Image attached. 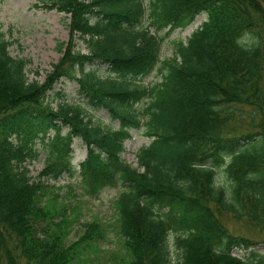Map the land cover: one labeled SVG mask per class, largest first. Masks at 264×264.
<instances>
[{
    "label": "trees",
    "instance_id": "16d2710c",
    "mask_svg": "<svg viewBox=\"0 0 264 264\" xmlns=\"http://www.w3.org/2000/svg\"><path fill=\"white\" fill-rule=\"evenodd\" d=\"M40 1L70 18L71 40L45 83L29 82L28 63L10 55L0 24V264H87L106 240L105 227L87 223L68 244L73 209L59 204L50 184L73 177L77 139L87 147L86 193L124 189L117 202L124 264H263L258 242L226 220L264 240V0ZM200 16L206 21L178 45L177 57L162 62L165 38ZM76 39L88 53L75 50ZM97 65L108 70L105 78ZM157 69L166 70L160 84H134ZM63 78L76 80L86 106L108 112L119 127L105 130L79 110L52 108L47 95ZM142 128L152 142L135 169L122 155ZM37 141L49 162L33 178ZM220 168L231 192L218 185Z\"/></svg>",
    "mask_w": 264,
    "mask_h": 264
},
{
    "label": "rangeland",
    "instance_id": "374dc122",
    "mask_svg": "<svg viewBox=\"0 0 264 264\" xmlns=\"http://www.w3.org/2000/svg\"><path fill=\"white\" fill-rule=\"evenodd\" d=\"M149 4V0H144ZM40 0H0V24L6 39L11 43L10 55L15 59L27 61L26 73L29 82L45 83L48 76L54 71V67L63 57L65 48L62 44H69L70 18L56 11L44 9ZM206 21L204 16H200L196 21L184 30H176L165 38L161 48V61H169L177 57L178 45L186 44L194 32H196ZM154 32V30H151ZM166 32L158 34L165 37ZM75 50L81 53H88V49L83 41L76 39ZM67 46V45H66ZM63 50V51H62ZM164 64V63H163ZM163 66V65H162ZM102 78L108 74V70L97 65ZM163 68V67H162ZM166 70L160 73L155 70L149 77L136 82V85H143L151 88L163 82ZM78 78L80 76L78 75ZM79 85L76 80L63 78L55 89L49 92L46 102L52 108L59 110L62 107H70L79 110L85 121H90L94 126H100L105 130L117 129L118 122H113L106 111H93L86 106L84 97L79 94ZM143 103L142 107L145 106ZM152 139L145 134V129L134 130L131 138L124 144L123 159L133 168H139L138 153L142 148L148 147ZM36 148L40 151L38 160L28 163L31 176L37 178L41 171L49 162V150L44 143L37 141ZM72 166L74 168L73 177L63 176V182L50 184L55 186V194H59L62 207H71L74 225L68 238V244L78 241L84 234L85 224L98 223L107 230V238L100 243L96 251L89 253L84 259L87 264H124L125 249L124 240L119 233V214L117 209L118 199L123 192V187L106 189L97 197H90L82 184L80 164L86 159L87 147L79 139L74 141L72 146ZM142 171V170H141ZM218 185L227 192H231L233 183L225 176V168L217 169ZM61 187V188H58ZM228 227L235 234L244 235L258 242L253 249L264 257V240L246 224H237L234 220H226ZM176 233L169 236V244L173 253V260H176ZM234 256H248V251L235 250ZM264 264V262H263Z\"/></svg>",
    "mask_w": 264,
    "mask_h": 264
}]
</instances>
